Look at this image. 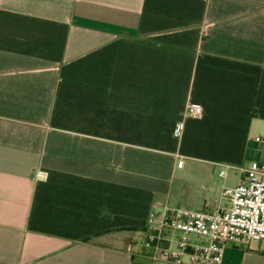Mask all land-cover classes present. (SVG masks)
Returning <instances> with one entry per match:
<instances>
[{
    "label": "crops",
    "instance_id": "0c3cea01",
    "mask_svg": "<svg viewBox=\"0 0 264 264\" xmlns=\"http://www.w3.org/2000/svg\"><path fill=\"white\" fill-rule=\"evenodd\" d=\"M257 136L264 0H0V264H176L145 252L150 211L226 205Z\"/></svg>",
    "mask_w": 264,
    "mask_h": 264
},
{
    "label": "built area",
    "instance_id": "2783aa9c",
    "mask_svg": "<svg viewBox=\"0 0 264 264\" xmlns=\"http://www.w3.org/2000/svg\"><path fill=\"white\" fill-rule=\"evenodd\" d=\"M202 113L199 104L187 108L190 118H200ZM183 132L184 122L179 121L174 134L181 137ZM254 140L264 150V136ZM183 167L180 158L177 168ZM232 168L239 171V178L234 187H223L226 205L212 211L171 205L150 211L143 243L150 258L176 264H222L229 245L248 247L258 243L264 252V163L225 166L220 176L225 179ZM37 177L45 178L46 173L38 172Z\"/></svg>",
    "mask_w": 264,
    "mask_h": 264
},
{
    "label": "rangeland",
    "instance_id": "374dc122",
    "mask_svg": "<svg viewBox=\"0 0 264 264\" xmlns=\"http://www.w3.org/2000/svg\"><path fill=\"white\" fill-rule=\"evenodd\" d=\"M255 159H258V158H255ZM258 160H263V158H259ZM221 169H223V168H220L218 171L220 172ZM215 178L216 179H219V174L218 173H216ZM235 182H236V178L234 177V173H231V175L227 179V182L226 183H227L228 186H232V185L235 184ZM218 188L221 189L222 188V185L221 184H218ZM206 211H210V210H206ZM253 245H258V244L257 243H253Z\"/></svg>",
    "mask_w": 264,
    "mask_h": 264
}]
</instances>
